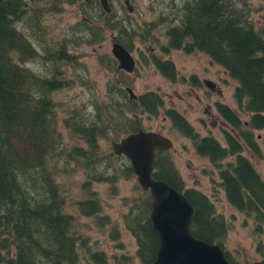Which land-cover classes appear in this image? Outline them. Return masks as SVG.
I'll list each match as a JSON object with an SVG mask.
<instances>
[{"label":"trees","instance_id":"16d2710c","mask_svg":"<svg viewBox=\"0 0 264 264\" xmlns=\"http://www.w3.org/2000/svg\"><path fill=\"white\" fill-rule=\"evenodd\" d=\"M40 1L44 4H37ZM78 1L0 0V264H110L98 240L85 231L86 223L78 217L90 219V226L99 228L112 242L113 264H148L156 255L158 240L148 221L151 196L137 183L129 159L115 154L109 143L107 149H102L99 141L149 130L143 126L141 114L157 116L162 98L154 91L130 98L113 77L106 83L107 99L77 104L74 111L59 118L53 94L71 87L64 67L77 63L75 55L67 48V38L51 47L37 45L33 38L34 32L44 34L45 13H58L61 4ZM81 1L83 29L73 31L79 33L74 41L94 44L103 41L105 32L110 31L119 34L125 47L131 46L130 38L137 30L128 31L119 25L112 0L110 13L103 10L99 0H89L88 5ZM178 1L169 0L168 7L159 9L155 20L147 24L148 30L164 21L168 47L199 50L221 65L237 82L233 97L238 109L247 115L248 124L228 105L218 104L219 113L240 137L223 131L226 143L222 145L213 136L197 134L177 110L169 108L165 115L176 131L192 140L196 153L218 169L219 186L226 200L249 213L262 229L264 179L242 151L247 146L254 153L260 152L253 131L264 128V34L249 18L246 2L240 7L234 0ZM30 12L37 19L23 22ZM32 22L36 30L30 33L24 26L32 29ZM167 46L159 47L164 51ZM39 56L49 61V68L42 74L28 65ZM152 61L161 66L166 78H174L171 62L155 55ZM105 66L112 68V60ZM191 80L198 84L196 76ZM86 104L91 108L89 112L84 109ZM60 122L73 138L71 145L60 130ZM233 155L234 162H224ZM72 162L82 174L76 184L80 193L76 213L66 210L64 183L59 181L62 175L73 172L69 166ZM153 165L155 178L173 185L193 204L192 234L217 243L226 259L238 264L225 248L227 222L216 212L211 198L200 190L184 187L168 151L157 150ZM121 180L132 183L129 192L118 198V218L121 228L134 240L133 254L122 240L118 219L105 210L108 204L93 189L94 183H105L118 196ZM258 250L264 255V247Z\"/></svg>","mask_w":264,"mask_h":264},{"label":"rangeland","instance_id":"374dc122","mask_svg":"<svg viewBox=\"0 0 264 264\" xmlns=\"http://www.w3.org/2000/svg\"><path fill=\"white\" fill-rule=\"evenodd\" d=\"M85 1L88 5L89 0ZM168 1L165 0V3L161 4V0H129V6L132 7V11H129L125 0H112L116 17L129 18L116 19L115 17L119 25L128 31L133 28L137 30L132 39L130 38L133 42L132 54L137 59L136 67L131 73L122 71L120 78L126 81L136 96L145 91H155L162 96L164 104L157 116L148 117L146 113L141 114L143 126L149 130L161 132L172 140L173 146L168 150V154L181 176L184 187L200 190L211 198L216 212L222 214L227 222L228 231L225 239V248L230 258L238 264H249L261 258L258 247L260 245L264 246V229L258 231L252 217L246 216L228 203L224 190L219 186L218 169L207 158L196 153L189 138L172 128L170 120L164 114V109L174 108L179 111L201 136L212 135L222 145L225 144L222 130H230V126L216 111L215 103L220 102L228 105L238 112L244 122L248 120V117L238 109L233 97L234 89L237 85L236 80L231 78L221 65L214 61L211 62V59L203 52L185 53L183 50L176 49L163 53L160 50L159 46L166 42L164 33L167 24L164 21L159 25L153 24L154 30L150 31L147 24L155 20L154 18L159 9L167 6ZM182 1L179 0L178 4ZM81 2L79 0L73 4L63 3L58 13H45L42 17L44 34L41 36L40 31H38V33L34 32L35 37L33 36L37 45L44 46L49 44L50 47L56 41L67 38V48L75 55L77 63L64 67L71 87L53 94L59 118H62L67 112L71 113L74 111L77 104L90 103L94 98L98 100L101 98L107 99L105 94L106 83L115 76L111 70L103 68L98 61V57L106 53L111 55V37L114 35L110 33L113 32L106 31L105 39L99 43L86 44L73 40V38L79 36V33L73 34V31H81L83 29ZM234 2L240 7H245L243 2L247 3L249 18L257 29H262L264 34V0H234ZM37 4L43 5L44 1H40ZM165 11H168V9L166 8ZM27 19L37 18L33 15V12H30L23 18V22ZM33 24L34 22L31 24L33 26L32 29L28 25L24 26V29L30 33L33 32L36 30ZM150 54L163 59H170L174 63L176 73L173 81L165 78L156 69L155 65L149 61ZM28 65L38 73H45L49 68V61L39 56L34 63H29ZM192 75L198 78L199 86L193 84ZM204 79L213 83V90H210L202 83ZM88 107L90 106L87 104L84 107L87 112L91 110ZM59 127L64 138L70 141L68 145H71V139L73 138L61 122ZM254 135L259 137L256 140L261 149L260 159L252 155L253 153L246 148L244 154L250 159L257 172L264 179V128L254 130ZM108 143L110 144V141L102 139L99 141L102 149H107ZM233 160V157H228L224 162ZM69 166L74 169L73 172L62 175L59 181L64 183L67 197L66 210L76 213L75 202L80 198L76 184L82 180V174L80 167L75 162L70 163ZM131 184L129 181L121 180L119 182L118 196H115L105 183L93 184V189L98 191L102 200L108 204V206H105V210H108L113 219H118L120 228L122 224L121 218H118V198L120 195H125L129 192ZM78 218L82 223H86L85 231L89 233L92 239L98 240L100 246L108 255L110 264H113L111 255L114 248L109 238L99 228L91 227L90 219L85 217ZM121 236L126 249L133 254L135 251L133 238L123 228H121Z\"/></svg>","mask_w":264,"mask_h":264},{"label":"water","instance_id":"95a60500","mask_svg":"<svg viewBox=\"0 0 264 264\" xmlns=\"http://www.w3.org/2000/svg\"><path fill=\"white\" fill-rule=\"evenodd\" d=\"M99 2L106 13L111 12L109 0ZM125 3L132 11L129 0ZM111 53L119 61V68L132 72L135 61L126 48L113 42ZM205 84L214 88L211 81L206 80ZM127 91L131 98H136L131 88L127 87ZM110 144L115 154L129 159L137 183L152 199L148 221L158 247L155 258L148 264H231L217 243L192 234L195 208L184 193L153 176L157 150H169L173 146L168 136L153 130H138L112 139ZM249 264H264V261L255 260Z\"/></svg>","mask_w":264,"mask_h":264},{"label":"flooded vegetation","instance_id":"af4514ba","mask_svg":"<svg viewBox=\"0 0 264 264\" xmlns=\"http://www.w3.org/2000/svg\"><path fill=\"white\" fill-rule=\"evenodd\" d=\"M128 8V7H127ZM111 35H114V36H112L111 37V48H112V43L113 42H117V43H119V44H121L124 48H126L130 53H131V55L133 56V54H132V47H133V42H132V40H131V46H129L128 48L127 47H125L124 46V44L123 43H121L120 41H119V38H118V36H119V34L118 33H116V34H113V33H110ZM110 35V36H111ZM118 38V39H117ZM166 38V37H165ZM168 40H167V38H166V42L164 43V44H162V45H165V46H167V44H168V42H167ZM103 42V41H102ZM99 43V42H98ZM110 48V49H111ZM176 49H178V50H183L185 53H195L196 51H198V52H201V51H199V50H195V51H192V52H190V51H188V50H185V48L184 47H181V48H171V47H166V49H164V51H163V53H167V52H169L170 50H176ZM161 50V49H160ZM202 53V52H201ZM106 54H108V53H106ZM110 54H111V58L110 57H108L107 55H102V56H100V57H98V61H99V63L101 64V62H103V68H105V69H107V70H114L115 71V82H116V84H118L119 86H121L126 92H127V94H128V96L130 97V95H129V92L127 91V87H129L128 86V84L126 83V81L124 80V79H122V78H120V74H121V72L122 71H124V72H126V73H131V72H127V71H125V70H123L122 68H119V61L112 55V53H111V50H110ZM157 57V56H156ZM133 58H134V56H133ZM157 58H161V57H157ZM108 60H112V63H113V66H112V68H108L107 66H105V63L108 61ZM161 60H163V61H165V62H171L172 64H173V66H174V78L173 79H169V78H167V79H169L170 81H173L174 79H175V71H176V67H175V65H174V63L170 60V59H163V58H161ZM134 61H135V66H134V68L136 67V64H137V59L136 58H134ZM149 61L152 63L153 61H152V55L150 54V58H149ZM213 60H211V62H212ZM153 65H155V67H156V69L157 70H159L163 75H164V71L162 70V68H161V66H157L155 63H152ZM164 65V64H163ZM165 66V65H164ZM114 67V68H113ZM134 68H133V70H134ZM133 70H132V72H133ZM39 74H42V73H39ZM193 76V75H192ZM165 77V76H164ZM113 78V77H112ZM166 78V77H165ZM198 79V78H197ZM207 79H204V80H202V83L206 86V87H208L210 90H211V88L209 87V86H207L206 84H205V81H206ZM209 81V80H208ZM193 82V81H192ZM199 81H197L196 83H198ZM194 83V82H193ZM197 86H199L198 84H197ZM129 88H131V87H129ZM132 89V88H131ZM213 90V89H212ZM155 92V91H154ZM157 93V92H156ZM161 98H162V96L159 94V93H157ZM131 98V97H130ZM137 98V97H136ZM136 98H133V99H136ZM162 100H163V98H162ZM199 100H201V98H199ZM235 100V99H234ZM236 102V101H235ZM164 104V103H163ZM218 104H223V103H220V102H216L215 103V109H216V111L218 112V114L220 115V117L224 120V118L222 117V115L219 113V111H218V108H217V105ZM236 105H237V103H236ZM161 108H163V105L160 107V109H159V112H160V110H161ZM231 108V107H230ZM169 108H166V109H164V114H166V111L168 110ZM172 109H174V108H172ZM232 109V108H231ZM234 110V109H233ZM235 111V110H234ZM179 112V111H178ZM235 112H237V111H235ZM180 113V112H179ZM238 113V112H237ZM181 114V113H180ZM182 115V114H181ZM166 116V115H165ZM183 116V115H182ZM167 117V116H166ZM184 117V116H183ZM168 118V117H167ZM185 118V117H184ZM185 120H186V118H185ZM187 121V120H186ZM243 121V120H242ZM248 121V120H247ZM244 122L245 123V125H247L248 124V122ZM188 122V121H187ZM225 122H227V121H225ZM189 123V122H188ZM228 123V122H227ZM190 124V123H189ZM191 125V124H190ZM228 125L230 126V130H228V129H223L222 130V133H223V131L224 132H227L228 134H230V135H232V136H236L237 138H240L239 136H238V134H237V132H236V130L231 126V124H229L228 123ZM192 126V125H191ZM193 127V126H192ZM173 128V127H172ZM193 129H194V131L197 133V134H199L196 130H195V128L193 127ZM259 130V129H258ZM161 133V132H160ZM253 134H254V131H253ZM200 135V134H199ZM201 136V135H200ZM205 136H212V135H205ZM122 137V136H121ZM185 137H187V136H185ZM214 137V136H213ZM223 137H224V133H223ZM120 138V137H119ZM118 138V139H119ZM187 138H189V137H187ZM254 138H255V140H256V138H259V137H255V135H254ZM190 139V138H189ZM191 140V139H190ZM192 141V140H191ZM256 142H257V140H256ZM226 143V142H225ZM257 144H258V142H257ZM225 145V144H224ZM258 147H259V145H258ZM245 148L246 149H248L249 151H251L253 154L252 155H254L255 157H259V155H261V149H260V147H259V149H260V152L259 153H254L253 152V150H251L250 149V147L248 148L247 146H244L243 147V151H242V155L243 156H245V157H247L245 154H244V150H245ZM229 157H233L234 158V160L233 161H227V163H229V162H234L235 161V159H236V155H233V156H229ZM248 158V157H247ZM249 159V158H248ZM259 159H260V157H259ZM250 160V159H249ZM251 162V161H250ZM253 164V163H252ZM254 166V165H253ZM255 168V167H254ZM257 171V170H256ZM226 197V196H225ZM229 203V202H228ZM230 204V203H229ZM231 205V204H230ZM231 206H233V205H231ZM234 207V206H233ZM236 210H238L237 208H236ZM238 211H240V212H243L246 216H250V217H252L249 213H247L246 211H241V210H238ZM254 220V219H253ZM255 224H256V227H257V229H258V231H262V229H264V228H262V229H259V227H258V224L255 222ZM259 247H264L263 245H260ZM259 247H258V249H259ZM258 252L260 253V251L258 250ZM260 260H263L264 261V255H261V253H260Z\"/></svg>","mask_w":264,"mask_h":264}]
</instances>
